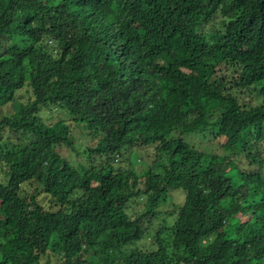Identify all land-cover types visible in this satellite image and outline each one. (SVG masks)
<instances>
[{
	"label": "trees",
	"instance_id": "obj_1",
	"mask_svg": "<svg viewBox=\"0 0 264 264\" xmlns=\"http://www.w3.org/2000/svg\"><path fill=\"white\" fill-rule=\"evenodd\" d=\"M51 253L264 264V0H0V264Z\"/></svg>",
	"mask_w": 264,
	"mask_h": 264
},
{
	"label": "rangeland",
	"instance_id": "obj_2",
	"mask_svg": "<svg viewBox=\"0 0 264 264\" xmlns=\"http://www.w3.org/2000/svg\"><path fill=\"white\" fill-rule=\"evenodd\" d=\"M137 156H139V155H137ZM137 156H136V157H137ZM123 159H124V161H123ZM130 159H131V161L133 162V164H134L136 170H140V165L137 164L138 162H137L135 159H132L131 157H130ZM134 160H135V162H134ZM115 164H116L117 166H125V165H126L125 158L119 157L118 160L115 161ZM184 197H185V195H184L183 192H181V191H177V190H173V191L171 192V196H170V200H169V202H168V206H167V205H164V206L162 207V210H163V211L165 210V212H164L163 215L161 214V216H164V215L166 214V211L171 210V209L174 207V205H176V204H181V203L183 202V200H184ZM45 203H46V206L49 207V204H48L47 200H45ZM160 226H161V222H160V221H156V223H155V225H154V229H153V230H154L153 235H152V236H149V238H146V239L143 241V242L146 243L145 246H144V244L142 243V244H139L138 248H141V249H143V250H146L147 247L149 246V244L153 243V242L150 243V241L152 240V237L155 235V233L157 232L158 228H160ZM163 233H164V232H163ZM152 248H155V246H153V245L150 246V249H152ZM50 256H51V261H52V262H54V260H56L57 263H60V264H61V260H60V258L58 257V255H56L55 253H51ZM42 264H44V261L42 262ZM89 264H102V263H97V262H93V261H91Z\"/></svg>",
	"mask_w": 264,
	"mask_h": 264
}]
</instances>
